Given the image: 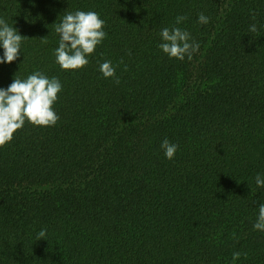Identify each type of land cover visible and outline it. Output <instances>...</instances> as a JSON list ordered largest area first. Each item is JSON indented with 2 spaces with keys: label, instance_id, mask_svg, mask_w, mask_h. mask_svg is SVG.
I'll list each match as a JSON object with an SVG mask.
<instances>
[{
  "label": "trees",
  "instance_id": "trees-1",
  "mask_svg": "<svg viewBox=\"0 0 264 264\" xmlns=\"http://www.w3.org/2000/svg\"><path fill=\"white\" fill-rule=\"evenodd\" d=\"M76 11L107 35L65 71L55 27ZM0 19L28 38L0 89L62 85L57 124L26 121L0 148V264H264V0H0ZM166 27L199 43L191 60L162 52Z\"/></svg>",
  "mask_w": 264,
  "mask_h": 264
},
{
  "label": "clouds",
  "instance_id": "clouds-1",
  "mask_svg": "<svg viewBox=\"0 0 264 264\" xmlns=\"http://www.w3.org/2000/svg\"><path fill=\"white\" fill-rule=\"evenodd\" d=\"M186 16H178L176 24H181ZM255 19V16H253ZM199 23H209V18L201 13ZM105 22L94 11H76L67 13L62 22L55 27L59 34V46L55 50L56 63L61 70L75 71L88 65V56L95 52L96 47L106 38ZM249 31L257 32V25L253 23ZM162 43L159 48L168 57L177 60H189L200 48L199 43L192 40L190 33L179 27L163 28L161 33ZM28 38L18 34V30L10 26L4 19H0V48L3 49V57L0 64H11L19 57L21 44ZM45 42L46 37L43 39ZM123 63V61H121ZM126 70V69H125ZM100 71L104 78H115L116 84L120 83L115 77L116 69L111 61H105L100 65ZM62 90L60 81L53 77L49 79L41 72H35L26 79L16 78L9 87L0 89V148L13 140L14 134L23 128L25 122L35 127H52L59 120L53 105ZM161 148L165 157L172 160L178 150V145L164 139ZM257 187L264 186V178L259 174L255 178ZM254 229L264 231V204H260L257 222ZM46 230H41L37 241L44 240ZM246 255V254H245ZM241 253L233 254L232 259H239Z\"/></svg>",
  "mask_w": 264,
  "mask_h": 264
}]
</instances>
